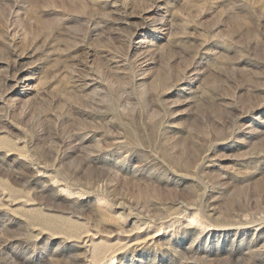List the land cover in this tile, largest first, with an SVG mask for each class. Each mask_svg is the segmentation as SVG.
Returning a JSON list of instances; mask_svg holds the SVG:
<instances>
[{
    "label": "rangeland",
    "instance_id": "374dc122",
    "mask_svg": "<svg viewBox=\"0 0 264 264\" xmlns=\"http://www.w3.org/2000/svg\"><path fill=\"white\" fill-rule=\"evenodd\" d=\"M0 264H264V0H0Z\"/></svg>",
    "mask_w": 264,
    "mask_h": 264
},
{
    "label": "bare ground",
    "instance_id": "6f19581e",
    "mask_svg": "<svg viewBox=\"0 0 264 264\" xmlns=\"http://www.w3.org/2000/svg\"><path fill=\"white\" fill-rule=\"evenodd\" d=\"M112 263V262H111Z\"/></svg>",
    "mask_w": 264,
    "mask_h": 264
}]
</instances>
